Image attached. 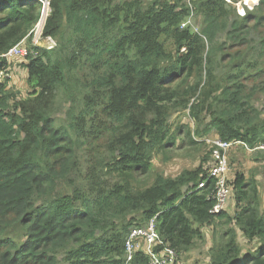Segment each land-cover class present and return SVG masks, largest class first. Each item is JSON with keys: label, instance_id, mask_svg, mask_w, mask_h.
Here are the masks:
<instances>
[{"label": "trees", "instance_id": "1", "mask_svg": "<svg viewBox=\"0 0 264 264\" xmlns=\"http://www.w3.org/2000/svg\"><path fill=\"white\" fill-rule=\"evenodd\" d=\"M241 1H51L44 37L57 45L32 47L27 98L9 88L13 65L0 58V264H125L131 229L155 217L157 254L168 245L180 257L204 240L205 227L226 225L211 264H264L257 177L230 176L235 203L230 197L218 215L212 181L198 189L210 162L143 186L158 156L207 145L196 138L264 146L255 104L264 94V38L253 53L236 51L264 29V0L243 17L233 5ZM194 13L201 30L183 29ZM39 18L36 0H0V57L32 40ZM181 112L194 130L172 129ZM238 231L255 251L244 250ZM149 262L141 250L133 264Z\"/></svg>", "mask_w": 264, "mask_h": 264}, {"label": "rangeland", "instance_id": "2", "mask_svg": "<svg viewBox=\"0 0 264 264\" xmlns=\"http://www.w3.org/2000/svg\"><path fill=\"white\" fill-rule=\"evenodd\" d=\"M145 2V4H150L154 0H141ZM175 1V0H171ZM246 1L251 2L249 4V7L246 6L248 4ZM258 0H245L241 1L238 4H233L234 8L237 11L238 16L243 17L247 14L248 11H253L258 5H254L252 3H257ZM191 27L194 29H198L199 31L202 28V19L199 16H196V13H194V16L192 17ZM264 38V29L260 30V33L254 34L250 36L249 42L246 47L236 49V51H243V53H247L248 50H250L248 53H253L252 50H256L259 48L261 40ZM226 41L225 36L220 37L219 43H223ZM252 42V43H251ZM57 43V42H56ZM251 43V44H250ZM28 47L32 49V40L29 39ZM252 46L253 48L249 47ZM40 45L39 47H42ZM233 52V51H232ZM225 54H229V52H225ZM248 55V54H246ZM248 58L251 59V56ZM230 57H226L224 60L221 69L228 66L230 63ZM221 60V56H219V63ZM17 63H12L13 66L9 71L8 79L10 80L9 88H11L15 93H19V99H25L29 95V88L27 84V78L25 75V68L23 66V63H20L19 61H15ZM10 67V66H9ZM9 70V69H8ZM218 72H223L222 70H219ZM7 78V77H6ZM260 85H264V78L262 80H257ZM248 86L251 87L252 83L248 82ZM256 106L262 110L264 113V94H259L257 98L255 99ZM264 116V115H263ZM58 117H64V114L58 115ZM171 124L172 129L175 131L179 124L188 125L193 130L196 128L194 121L190 118L188 112H181L176 115H174L171 118ZM217 138L215 134H212L208 136L205 139H199L196 138L197 141H203L206 142V146L204 148H188L185 147L183 150L175 151L174 154L171 156L169 155L167 157V160L164 159L162 156H158L155 161V171L153 174L149 177H146L143 179V186L147 187L151 185L154 181L155 176L159 174H164L167 177H173L175 178L180 173H182L185 170H192L194 168H197L200 164L204 163L205 167L207 168L208 163L211 160V147L208 144L207 141L214 140ZM180 146V142H179ZM253 153H251V152ZM230 164H231V182L234 180L235 173L237 171L244 172L247 177H257L259 185L261 187V191L264 194V151L263 150H251L248 148H245L243 146H237L230 152ZM233 193L231 196V202H234ZM235 203V202H234ZM233 203V204H234ZM233 204H231L230 209L232 210L231 213L233 214L235 210H233L234 207ZM236 208V207H235ZM224 224V222L222 223ZM231 226H207L203 230L204 234V240H199L196 242L193 249L186 254L178 255V262L179 264H211L210 261V250L214 246L215 243H218L221 241L222 236L224 233L229 231ZM132 230V229H131ZM239 235V241L243 245V248L245 251H255L257 249V244H250L247 242V240L244 238L243 234L238 231ZM19 241L25 240L24 237L21 235L17 236ZM146 251L149 250L147 246H145ZM246 253V252H245Z\"/></svg>", "mask_w": 264, "mask_h": 264}, {"label": "built area", "instance_id": "3", "mask_svg": "<svg viewBox=\"0 0 264 264\" xmlns=\"http://www.w3.org/2000/svg\"><path fill=\"white\" fill-rule=\"evenodd\" d=\"M36 1L40 5V18L30 33V36H32V46L39 47L43 44L42 47L52 49L56 47V41L51 37H44L45 25L51 14L52 0ZM226 1L232 4L231 0ZM184 2L190 8H193V0H184ZM246 2L248 3V1ZM250 3L251 2L246 4V6L249 7ZM259 3L260 0H258L257 3L252 4L258 5ZM191 22L192 17H189L181 27L183 29L191 27ZM27 40L28 39L23 40L0 58H5L8 64L17 59L26 60L32 53V49L28 47ZM1 77H4L3 73H1L0 78ZM207 142L211 147L209 176L207 180L199 184L198 189L205 188L209 182L212 181L214 188L211 195H209V200L212 199L215 201V205L211 210V214L218 215L223 211L232 192V189L229 186V177L231 176L230 152L235 147L243 144L239 142H225L220 138H215L214 140ZM260 150H264V146H261ZM162 244L163 242L157 227V217L151 219L143 227L132 228L125 242V264H133L136 262L137 254H139L141 250H144L150 256V264H179L178 253L168 245H166L165 250L160 254L155 252L154 249ZM145 246L149 248L148 251H146Z\"/></svg>", "mask_w": 264, "mask_h": 264}, {"label": "crops", "instance_id": "4", "mask_svg": "<svg viewBox=\"0 0 264 264\" xmlns=\"http://www.w3.org/2000/svg\"><path fill=\"white\" fill-rule=\"evenodd\" d=\"M15 61H19L20 63H23V66H24V68H25V75H26V78H28V70H27V68L25 67L27 64H28V60L26 59H17V60H14L12 63H17V62H15ZM13 65V64H12ZM12 67H15V66H11V68ZM239 146H243V145H239ZM264 151V150H263ZM251 152V151H250ZM251 153H253V152H251Z\"/></svg>", "mask_w": 264, "mask_h": 264}, {"label": "clouds", "instance_id": "5", "mask_svg": "<svg viewBox=\"0 0 264 264\" xmlns=\"http://www.w3.org/2000/svg\"><path fill=\"white\" fill-rule=\"evenodd\" d=\"M27 42H28V40H27Z\"/></svg>", "mask_w": 264, "mask_h": 264}]
</instances>
